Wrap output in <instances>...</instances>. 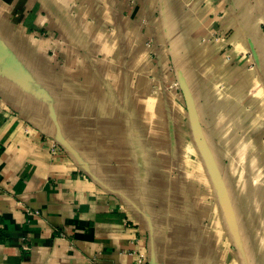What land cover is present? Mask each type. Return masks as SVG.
Returning <instances> with one entry per match:
<instances>
[{"label": "crops", "instance_id": "crops-1", "mask_svg": "<svg viewBox=\"0 0 264 264\" xmlns=\"http://www.w3.org/2000/svg\"><path fill=\"white\" fill-rule=\"evenodd\" d=\"M264 264V0H0V264Z\"/></svg>", "mask_w": 264, "mask_h": 264}, {"label": "built area", "instance_id": "built-area-1", "mask_svg": "<svg viewBox=\"0 0 264 264\" xmlns=\"http://www.w3.org/2000/svg\"><path fill=\"white\" fill-rule=\"evenodd\" d=\"M135 264H149L146 260V258L141 255V254H137L136 259H135Z\"/></svg>", "mask_w": 264, "mask_h": 264}]
</instances>
